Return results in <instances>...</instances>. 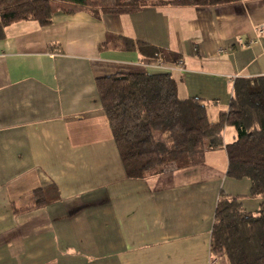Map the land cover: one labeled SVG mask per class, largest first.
I'll return each instance as SVG.
<instances>
[{"label":"crops","instance_id":"obj_1","mask_svg":"<svg viewBox=\"0 0 264 264\" xmlns=\"http://www.w3.org/2000/svg\"><path fill=\"white\" fill-rule=\"evenodd\" d=\"M122 38L178 61L126 50ZM131 71L169 72L177 95L203 100L215 121L235 79L264 75V0L99 16L77 9L56 12L46 26H7L0 40V264H212L220 192L258 209L249 180L226 175L223 147L196 166L126 176L95 80ZM222 136L232 142L234 128L226 125ZM38 190L44 202L37 205Z\"/></svg>","mask_w":264,"mask_h":264},{"label":"trees","instance_id":"obj_2","mask_svg":"<svg viewBox=\"0 0 264 264\" xmlns=\"http://www.w3.org/2000/svg\"><path fill=\"white\" fill-rule=\"evenodd\" d=\"M236 0H0V40L5 28L17 21L35 20L49 25L56 12L88 10L101 14H130L147 6H212ZM123 48L137 50L150 59L178 57L148 43L122 38ZM169 60V61H168ZM96 90L109 122L120 159L129 178H143L203 163L206 151L224 148L226 175L247 178L249 196L262 201L246 210L238 196L220 192L211 229L210 252L220 254V264H264V75L238 78L225 110L215 121L203 100L177 95L169 72L131 71L97 77ZM226 125L235 130L224 144ZM36 204H42L40 190Z\"/></svg>","mask_w":264,"mask_h":264},{"label":"built area","instance_id":"obj_3","mask_svg":"<svg viewBox=\"0 0 264 264\" xmlns=\"http://www.w3.org/2000/svg\"><path fill=\"white\" fill-rule=\"evenodd\" d=\"M255 32H256L257 34H262V33H263V28H262V27H258V28L255 29ZM249 43H251V40L248 41L247 44H249ZM237 44L240 45V46L247 45L246 43L242 42L241 40H239V41L237 42ZM223 51H224V50H222V49H219V50H218L219 53H223ZM157 60H158V59H157ZM176 63H177V62H176ZM178 63L180 64V62H178ZM154 66H156V67H158V68H162V69H164V68L168 69V67H166V66L163 65V64H155Z\"/></svg>","mask_w":264,"mask_h":264},{"label":"rangeland","instance_id":"obj_4","mask_svg":"<svg viewBox=\"0 0 264 264\" xmlns=\"http://www.w3.org/2000/svg\"><path fill=\"white\" fill-rule=\"evenodd\" d=\"M230 128L232 127L230 126ZM225 136H227L226 132H225ZM211 256H212V262H211L212 264H220L224 262V258L220 254L212 252Z\"/></svg>","mask_w":264,"mask_h":264}]
</instances>
